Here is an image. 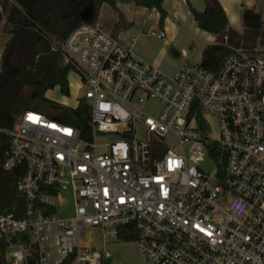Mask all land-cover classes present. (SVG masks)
<instances>
[{"label":"built area","instance_id":"1","mask_svg":"<svg viewBox=\"0 0 264 264\" xmlns=\"http://www.w3.org/2000/svg\"><path fill=\"white\" fill-rule=\"evenodd\" d=\"M233 49L218 71L187 62L166 74L97 22L75 27L62 53L89 137L35 109L8 130L3 166H23L26 200L22 215L0 212L8 263L28 264L31 250L45 264L44 226L56 223L61 264H113L81 237L89 225L104 243L123 241L128 224L148 264H264V47ZM100 133L115 137L100 142ZM64 190L74 210L63 219Z\"/></svg>","mask_w":264,"mask_h":264},{"label":"trees","instance_id":"2","mask_svg":"<svg viewBox=\"0 0 264 264\" xmlns=\"http://www.w3.org/2000/svg\"><path fill=\"white\" fill-rule=\"evenodd\" d=\"M120 1L156 8L160 12V25L166 19L164 0H4L0 32H6L10 37L2 53L0 68V212L14 211L16 207V214L22 215L26 204L17 190V182L25 172L23 166L12 170H6L3 166L11 141L8 130L26 109L40 111L44 104L58 108V102L47 98L49 90L58 86L63 95H70L68 75L71 67L64 64L62 43L75 27L84 22L80 16L82 10L92 7V22H96L104 3L118 10ZM205 2L203 11L191 6L198 27L215 35H225L229 30V20L220 1ZM3 17L5 23L2 22ZM243 23L256 31L264 25L261 13L255 7L245 8ZM234 52L223 41L209 44L203 51L200 64L206 69L218 71L224 60ZM42 112L80 127L83 136L89 137L90 114L83 101L73 109L71 115L46 110ZM120 236L123 241H135L138 231L134 224H128L120 227ZM22 238L28 241V237ZM7 248L8 241L0 238V264H9ZM28 264H37L35 252L28 255Z\"/></svg>","mask_w":264,"mask_h":264},{"label":"crops","instance_id":"3","mask_svg":"<svg viewBox=\"0 0 264 264\" xmlns=\"http://www.w3.org/2000/svg\"><path fill=\"white\" fill-rule=\"evenodd\" d=\"M219 1L227 14L229 30L234 29L232 24L243 21V12L246 7L230 9L224 0ZM251 4V1H247L248 6L255 7ZM117 5L118 10L104 3L101 6L98 20L101 19L103 24L111 29L116 24L117 27L112 33L126 39L137 56L155 64L166 74L178 72L185 63H192L196 56L200 57V61L194 63H200L205 47L221 41L222 35H215L200 29L195 21L191 6L203 11L206 6L205 0H164L163 7L167 16L163 25L159 24L160 12L156 8L137 6L128 1H120ZM107 18L111 20V23L106 21ZM262 20L264 21V17ZM161 30L165 32L164 36L159 35ZM3 35V43L0 45L1 61L5 44L10 37L6 32ZM196 36L204 37L199 48L198 44H194ZM105 245H103L104 248Z\"/></svg>","mask_w":264,"mask_h":264},{"label":"rangeland","instance_id":"4","mask_svg":"<svg viewBox=\"0 0 264 264\" xmlns=\"http://www.w3.org/2000/svg\"><path fill=\"white\" fill-rule=\"evenodd\" d=\"M247 1H251V6H255L256 10L261 13L262 17H264V0H224V3L227 4L230 9H244L245 7H250L247 5ZM106 21L111 23V20L107 18ZM104 30L108 33H112L115 30L117 25H113V28H107L100 20L96 21ZM235 22V21H234ZM154 28V26H150ZM232 27L234 29H230L225 35L220 37V40L223 41L226 45H229L232 48L237 47H249L256 44L258 47H264V25L259 30L256 31L254 29H250L244 26L243 21L240 23H233ZM158 31V28H157ZM3 31L0 32V45L3 43L4 35ZM2 34V35H1ZM204 37L196 36V40L194 44H198V48L203 43ZM173 50V49H172ZM195 61H200V57L193 59L192 63ZM0 67H1V60H0ZM69 79L71 82L72 87V94L69 96H65L61 93L60 88L57 86L52 90L47 92V98L52 101L58 102L60 106L58 108H54L48 104H44L40 111H49V112H56V113H63L67 115L73 114V109L75 108V102L73 101V97L75 95V87H76V76L71 73L69 74ZM62 103H68V105H64ZM156 105L155 102H150L148 108L150 106ZM211 124V134L216 136L219 131L218 122L215 118L210 119ZM99 141L105 142L113 139L114 135H108L100 133L98 134ZM106 148L103 147L101 151H105ZM203 167L207 171H211L213 169L212 162L207 161ZM74 210V201L72 197V193L69 190H64L61 194V201L58 204V214L60 218H68L73 215ZM44 235L45 239V264H59L62 259V256L59 251V243H58V226L56 223H50L44 226ZM81 240L86 244L89 243L97 248L104 249L108 252L111 256V260L113 264H148V259L145 255H143L135 241H109L104 243L102 240L99 229L90 227L89 225L86 226L85 234L81 237ZM32 253L31 250L27 251V256Z\"/></svg>","mask_w":264,"mask_h":264},{"label":"water","instance_id":"5","mask_svg":"<svg viewBox=\"0 0 264 264\" xmlns=\"http://www.w3.org/2000/svg\"><path fill=\"white\" fill-rule=\"evenodd\" d=\"M81 19L84 21V22H90L92 21L93 19V8L90 7V8H85L84 10L81 11Z\"/></svg>","mask_w":264,"mask_h":264}]
</instances>
